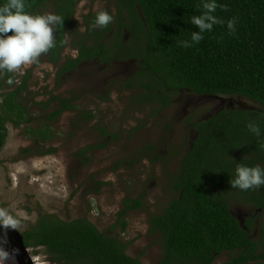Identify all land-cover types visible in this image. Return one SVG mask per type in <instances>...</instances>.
<instances>
[{"label": "trees", "instance_id": "trees-1", "mask_svg": "<svg viewBox=\"0 0 264 264\" xmlns=\"http://www.w3.org/2000/svg\"><path fill=\"white\" fill-rule=\"evenodd\" d=\"M77 1L25 0L29 13L51 3L54 14L64 18L62 28H55V47L47 52L54 64L60 63ZM113 1L117 8L115 28L110 23L91 32L95 15L87 16L88 31L77 45L79 57L65 62L61 73L95 58L134 60L137 70L127 87L143 92L141 103L167 107L181 90L233 102L208 118L192 122L194 136L174 185L177 195L161 215L148 220L151 231L160 235V264H214L222 253L230 255L227 264H264V254L250 234V221L242 226L226 198L228 193L238 192L264 213V186L243 191L229 184L238 163L264 167V0H217L226 10L218 7L214 15L224 21L235 17V31L229 32L226 24H216L191 48H182L179 42L190 40L191 32L198 31L191 17L203 11L202 0ZM110 31L111 48L101 42ZM125 32L129 38L124 42L121 36ZM90 35L93 46L84 42ZM4 76L13 81L9 85H15L11 72L4 71ZM26 82L27 78L14 91L2 93L0 74V151L8 124L18 128L32 121L20 102ZM61 105L54 119L75 108L64 101ZM249 121L260 126V138L248 131ZM24 132L39 144L54 136L49 125L38 129L27 126ZM141 207V199H126L116 226L124 232L126 215ZM21 234L26 248L43 249L48 264H141L125 253L118 238L99 232L88 220L64 221L43 214Z\"/></svg>", "mask_w": 264, "mask_h": 264}, {"label": "rangeland", "instance_id": "rangeland-1", "mask_svg": "<svg viewBox=\"0 0 264 264\" xmlns=\"http://www.w3.org/2000/svg\"><path fill=\"white\" fill-rule=\"evenodd\" d=\"M99 10L113 18L117 14L113 0L77 1L60 63L42 54L32 64L11 72L14 86L0 72L2 93L14 91L27 78L20 98L32 118L27 126L49 125L54 133L50 142L39 144L25 134L26 125L8 124L0 151V208L19 221V232L42 214L64 221L87 219L99 232L118 238L129 257L141 264H160V235L151 231L148 220L161 215L177 195L174 185L194 136L192 122L231 104L209 98L193 99L187 105L183 95L173 97L167 107L141 103L143 92L127 87L137 70L134 60L113 62L107 56L61 73L65 62L79 56L77 45L88 31L87 16ZM48 13L54 14L51 3L32 14ZM110 26L114 27L113 21ZM91 28L92 32L97 27ZM112 34L102 40L106 47L112 46ZM91 38L85 37L88 46L93 45ZM121 38L128 40V33ZM62 101L75 108L54 119ZM128 198L141 199L142 207L126 215L122 232L116 226L117 215ZM226 198L242 226L250 221V234L264 254V213L238 192ZM29 251L36 264L49 263L42 248ZM229 259V254L222 253L214 264H227Z\"/></svg>", "mask_w": 264, "mask_h": 264}, {"label": "clouds", "instance_id": "clouds-1", "mask_svg": "<svg viewBox=\"0 0 264 264\" xmlns=\"http://www.w3.org/2000/svg\"><path fill=\"white\" fill-rule=\"evenodd\" d=\"M203 11L191 17V24L198 31L191 32L190 40H181L179 46L191 48L204 39V33L210 32L216 24H226L229 32L235 31V17L224 21L214 13L217 8L226 10V5L217 0H202ZM64 18L58 14H32L26 11L25 0H4L0 3V72H15L22 66L30 65L50 49L55 47L54 31L56 26L62 28ZM113 21V15L106 10L96 12L93 27L104 28ZM9 33H11L9 35ZM13 81L8 80L11 84ZM248 131L260 138L262 131L255 121L246 125ZM264 147V144L261 145ZM231 188L249 189L264 186V167L259 164L248 166L237 164L234 176L229 179ZM19 221L5 208H0V264H10L14 256L3 249L8 229H16Z\"/></svg>", "mask_w": 264, "mask_h": 264}, {"label": "water", "instance_id": "water-1", "mask_svg": "<svg viewBox=\"0 0 264 264\" xmlns=\"http://www.w3.org/2000/svg\"><path fill=\"white\" fill-rule=\"evenodd\" d=\"M228 102L229 104H233L232 101ZM3 234V230H0V236H2ZM3 249L7 250L14 256V261L10 262V264H36V261L30 254L29 249L26 248L24 244L22 234L17 229L7 230L6 243L3 244Z\"/></svg>", "mask_w": 264, "mask_h": 264}, {"label": "flooded vegetation", "instance_id": "flooded-vegetation-1", "mask_svg": "<svg viewBox=\"0 0 264 264\" xmlns=\"http://www.w3.org/2000/svg\"><path fill=\"white\" fill-rule=\"evenodd\" d=\"M73 17V16H72ZM71 21H72V19H71ZM54 39H55V31H54ZM64 41H65V39H64ZM102 42V41H101ZM95 44V41L93 40V45ZM92 45V46H93ZM112 47V46H111ZM110 47V48H111ZM63 50H64V48H63ZM63 50H62V53H63ZM79 50V49H78ZM111 50H113V49H111ZM62 53H61V56H62ZM79 54H80V52H79ZM45 56H48V59H50L49 58V55H48V53H45L44 54ZM61 56H60V58H61ZM79 57V56H78ZM77 59V58H76ZM95 59H97V58H95ZM74 60V59H73ZM94 60V59H93ZM61 61V60H60ZM84 62H86V61H84ZM84 62H82V63H84ZM113 62H119V61H113ZM82 63H80V64H82ZM79 64V65H80ZM79 65L77 66V68L79 67ZM76 68V69H77ZM75 69V70H76ZM74 71V70H73ZM69 72H71V71H69ZM66 73H68V72H66ZM181 95H183V96H185V98L187 99V105H190L191 103H192V101L191 100H197V99H209V98H213V99H219L221 102H222V100H224L223 98H221V97H217V96H215V97H211V96H202V97H197V96H195V95H193V94H191L190 92H188L187 90H181L180 91V93L177 95V96H181ZM43 215V214H42ZM40 216V215H39ZM39 218V217H38ZM80 219H84V218H80ZM38 220V219H37ZM84 220H87V219H84ZM23 232V231H22ZM21 233V232H20Z\"/></svg>", "mask_w": 264, "mask_h": 264}]
</instances>
